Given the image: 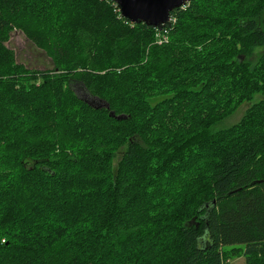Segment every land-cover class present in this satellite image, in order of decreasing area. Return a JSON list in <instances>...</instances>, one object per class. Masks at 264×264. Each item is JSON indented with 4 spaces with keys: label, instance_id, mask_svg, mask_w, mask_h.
I'll list each match as a JSON object with an SVG mask.
<instances>
[{
    "label": "trees",
    "instance_id": "trees-1",
    "mask_svg": "<svg viewBox=\"0 0 264 264\" xmlns=\"http://www.w3.org/2000/svg\"><path fill=\"white\" fill-rule=\"evenodd\" d=\"M16 28L53 68L17 61ZM240 245L264 264V0H191L165 31L112 0H0V264H231Z\"/></svg>",
    "mask_w": 264,
    "mask_h": 264
},
{
    "label": "rangeland",
    "instance_id": "rangeland-1",
    "mask_svg": "<svg viewBox=\"0 0 264 264\" xmlns=\"http://www.w3.org/2000/svg\"><path fill=\"white\" fill-rule=\"evenodd\" d=\"M6 44L15 51L17 61L25 64L28 68L45 70L51 69L54 66L48 53L41 47L37 46L22 30H18V28L12 30L10 39ZM262 50V48H256L250 59L255 62L260 56ZM73 87L79 96L93 100L81 84H76ZM258 99H260V96L255 97L253 101ZM251 103L252 102L250 101H244L239 104L234 111L223 122H221V126L229 127L237 123L244 116ZM117 158L118 157L115 159V163H117ZM227 249V261L231 264L245 263L246 259L243 255V246L227 247Z\"/></svg>",
    "mask_w": 264,
    "mask_h": 264
},
{
    "label": "water",
    "instance_id": "water-1",
    "mask_svg": "<svg viewBox=\"0 0 264 264\" xmlns=\"http://www.w3.org/2000/svg\"><path fill=\"white\" fill-rule=\"evenodd\" d=\"M122 17L132 23H145L160 31L171 26V13L191 0H112ZM125 116H117L123 119Z\"/></svg>",
    "mask_w": 264,
    "mask_h": 264
},
{
    "label": "built area",
    "instance_id": "built-area-1",
    "mask_svg": "<svg viewBox=\"0 0 264 264\" xmlns=\"http://www.w3.org/2000/svg\"><path fill=\"white\" fill-rule=\"evenodd\" d=\"M165 30H166V29H164V31H165ZM166 38H167V37H166V34H164V37H163V39H164V40H166Z\"/></svg>",
    "mask_w": 264,
    "mask_h": 264
}]
</instances>
